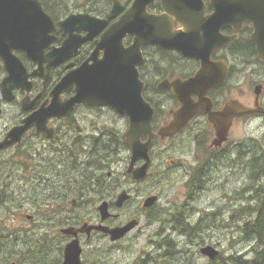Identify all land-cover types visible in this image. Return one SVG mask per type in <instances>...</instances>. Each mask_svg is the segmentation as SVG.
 I'll use <instances>...</instances> for the list:
<instances>
[{
  "label": "flooded vegetation",
  "instance_id": "obj_1",
  "mask_svg": "<svg viewBox=\"0 0 264 264\" xmlns=\"http://www.w3.org/2000/svg\"><path fill=\"white\" fill-rule=\"evenodd\" d=\"M83 1L84 4H78L75 2L74 5H71L68 0H51L49 6L57 16V20L54 21L58 28V33L56 34L55 42L51 45V47L45 50V53L47 54L51 52L52 47H62L66 38L64 37L63 30L59 27V23L65 21L72 15H88L98 21L106 22L105 28L98 35H94L93 37L90 36L88 31L75 32V35L79 36L81 39H85V41L78 46L77 51L72 53L68 59L64 60L60 65L52 70L50 80L47 83L39 77H34L31 79L32 88L29 93L27 91L22 92L21 90H17L14 92L15 99L12 101H5L0 97V109H2L0 119L6 113L7 106L12 109L13 107L20 109V114H16L12 123L6 127L5 134L1 140H4L12 129L23 126L24 120L28 116L41 109L44 105L49 107L53 100V90L66 75L72 72L73 75L76 76V74H78L83 67H85L88 72L95 71L97 67H99V71H103L107 58V52L104 51V46L102 45L103 36L113 25L123 20L125 17H128V13L134 8L136 2V0ZM114 1L118 2L121 7V12L117 17H113L111 15L115 4ZM45 2L47 4L46 0ZM212 2L213 0H202V4H191L184 3L181 0V2L178 1V3H171L170 7L172 9L180 8L187 10L190 17L200 15L201 13L198 12V10L202 11L203 7L204 9L201 16L204 21H206L215 13ZM146 15L148 17H156L160 25L171 27L172 35L173 33H188V30L184 27V25L178 22L174 12L167 13L164 10L162 0H153L147 6ZM231 16V12L225 13L219 21L220 24L216 27L207 28L205 22H203L200 23L203 24L201 27H194L190 30L199 34L202 39V45H205L204 38L206 37L215 38V40H217L211 48L204 49L202 51V58L191 55L185 56L177 49L164 50L156 44L143 45L134 53H127L128 50L135 45L139 35L128 34L124 38L122 45L126 54L123 58L116 62L120 63V65L123 62L129 64L130 72L134 74L141 84H143V97L155 111L153 127L154 133L157 134L153 140V145L150 150L151 163L149 174L151 176L147 177L144 181L135 182L132 176L128 174L126 168V172H124L123 175L124 179L137 185L149 181L148 178L154 179L157 177L159 173L153 172L155 158L158 159L159 162L164 161L166 159L165 153L170 151L169 149H172L173 143L176 140L185 137L193 139L197 145H202V139L208 140L209 146L205 144L207 147L204 150L208 153L212 152L215 156L221 155L225 150L229 153H234V149L238 156L236 159L231 160L233 161L232 164L238 167L239 162L236 161L244 158L246 159V163H242V166L240 167H246L245 169L250 172V154L254 150V145L256 144V140L250 139V125L260 122L262 124L261 127H264V58H260L257 46L253 40V37L256 34L254 24L248 20L239 22L240 19L242 20L244 15H236L238 17L237 19H232ZM134 17L137 20L136 16ZM155 29L157 31L158 27H155ZM161 30L165 31V29L162 28ZM208 32L211 33L209 36ZM210 49H212L211 52ZM14 55L21 60L23 66L29 74L38 69L39 66L30 61L24 51L15 50ZM204 60H208V64L205 66L203 63ZM44 67H47V64H45ZM199 75H203L205 78L201 88L187 91L181 88V86L196 80ZM5 76V67L0 60V83ZM174 84H176V90L178 93L184 97L187 96L186 101L190 104H201L202 109L189 123L188 127L180 134L174 138H162L158 136V132L174 120V114L181 107ZM166 87L168 89H164ZM200 95H202V98ZM77 96L78 93L76 92V86H74L71 92L62 94L61 101L62 103H66ZM26 98L29 99L30 105L33 104L31 105V109L28 111H24L22 106V103ZM239 104L249 109V114L250 111H252L256 115L251 117L250 115L242 117L236 115L239 111H237L236 108L233 109V107H236V105ZM209 107L210 111L217 114L224 113V111L230 107V112L233 114L229 127L228 139L219 147L213 146V141L217 138V133L214 126L209 121L208 112L205 111ZM116 120H125L128 123L127 118L119 116L114 110L107 106L81 101L75 105L73 111L68 116L62 119H51L49 121L48 127L55 130L52 138H48L46 134H38L36 129L33 127L26 132L22 142L10 148V150L15 151L25 147V154H29L28 157H25L26 159L24 164H22L25 179L32 184H46L51 187V191H43V193L47 194L52 201L63 202L70 197H73L72 195H74L80 187L83 189L89 188L90 184H92L94 176L84 172L83 169L89 167L93 168L96 165V169L99 168L98 171L103 170L104 165L101 164L104 163H95L93 160V156L96 153L102 151V149L108 150L111 146L128 149L125 138V134L128 129L122 134V136L117 133V139H121L119 143L116 138L112 137L115 133L110 132L109 128H103L101 126L96 127L94 125V123ZM89 121H92L93 123V126L91 124V129L83 124V122ZM80 124H82L83 127L80 126ZM105 124L107 125V123ZM239 128L242 130H248L249 132H247L244 136L246 140L236 143L234 142V139L236 134L238 132L240 133ZM106 136L111 137L107 146L105 145L107 142V140H105ZM144 141H146V139ZM123 142L124 144L126 143V145H124ZM204 142L206 143L207 141ZM35 148L38 150V157L40 159H44L46 162V167H44L43 171H40L38 174H33L35 169L32 168L30 162H27L28 160H33V153H35L34 156H36L37 150ZM161 148H164L163 151L165 152H161L159 154L160 159L159 156L155 155V151H158L159 153ZM43 153H51L52 156L45 158V156L42 155ZM167 154L168 152L166 155ZM175 161L176 160H172L171 162L175 163ZM143 164L144 163H138L137 167H141ZM207 164L209 166V163ZM205 165L206 164L199 168L200 174H197L196 177L193 176L190 182L193 193H191L192 191L190 190L191 192L188 193V198L186 197L187 199L182 203L183 205L176 208L175 214L172 217L170 216L171 221H173L172 223L174 228L177 226L175 230H178L176 231L179 235L183 234L182 236H185L190 233V202H196V194L200 195L201 192H203V177L206 173L204 172L206 169ZM80 169L82 170L81 172ZM17 172H19V169L12 168L8 175L9 177L15 176ZM112 176L113 175L111 173H108V177ZM80 179H85V181L88 182H85V185L80 186ZM131 192L132 191L127 192L131 197L129 201L133 199ZM151 197H157V201L150 209L144 208L146 212L145 215L152 213L158 209L160 205L161 196L154 195ZM147 199L148 198H146V200ZM75 204L76 201L73 200V205ZM114 207L119 209L116 206V203L113 205L109 204L111 217L106 221L102 220V216L99 213V219L97 216L92 219L82 220L81 222L78 221L73 226H69L68 228H73L76 231L77 237L64 234L63 230L66 228H61V235L66 237L67 244L65 246L76 239L80 241V246L82 248V264H84V242H91L97 237L109 239L111 242V237L109 235L95 229H92L91 232L88 233L87 230H89L90 227L104 225L111 229L121 228L127 226L132 221L138 222L139 226L140 221L137 219H133L128 223H117L116 221L121 217V215L114 211ZM122 208H120L119 211H121ZM205 215L206 214L203 215L202 219ZM148 218L154 219V215L148 216ZM29 219H31V217H29ZM156 220L159 221V218ZM175 223L179 224L176 225ZM62 224L63 222H61V225ZM181 227L183 228V233ZM82 229H84L85 232H82ZM131 233L117 243L130 238ZM169 240L172 242L166 243V246L170 244L173 248H176L177 245L178 248L177 250L169 249L172 253L167 254L172 256L175 254V256H178V259L180 257H184L187 250L179 249V246L184 243L179 239L174 240V238H171ZM154 244L161 246L158 242H154ZM34 248V244L30 245L25 264H35L33 260L36 256L43 254L40 252L42 250L33 251ZM63 263L64 255L63 260L59 259L56 261V264Z\"/></svg>",
  "mask_w": 264,
  "mask_h": 264
},
{
  "label": "rangeland",
  "instance_id": "obj_2",
  "mask_svg": "<svg viewBox=\"0 0 264 264\" xmlns=\"http://www.w3.org/2000/svg\"><path fill=\"white\" fill-rule=\"evenodd\" d=\"M68 1L71 5H74L75 2L84 4L83 0ZM6 110L0 119V140L15 115L20 114V109L17 107L12 109L7 106ZM83 124L90 129L91 124L93 126L92 121L83 122ZM94 125L109 128L110 132L115 133L112 137L116 139L117 133L122 136L129 126L125 120L99 122ZM80 126L83 127L82 124ZM261 126L260 122L250 125V139L256 140L264 151V127ZM239 131L240 133L238 132L234 139L236 143L246 140L244 136L249 132L241 128ZM110 139V136L105 138L107 141ZM202 141L203 143L200 142L202 145H197L193 139L188 137L176 140L172 149L167 151L168 154L165 153L164 161L159 162L155 158L153 172L159 173V175L153 180L137 185L123 177L129 165L130 150L108 147L109 149L103 154L104 161L102 162L104 164L97 161V153L93 156L95 163L104 165L103 170L98 171L99 168L96 169V165L93 168L83 169L84 172L94 176L90 187L84 189L80 187L72 195L73 197L63 202L52 201L47 194L43 193V191H51V187L46 184H32L25 179L22 164L25 162V157L29 156V154H25V147L15 151L9 149L1 152L0 192L3 191L5 194V202L0 206V226H2V230L6 229L12 233L20 234L21 238V241L13 247V257L9 264H20L18 257L24 258V262H26L29 247L33 244L35 245L33 251L50 252L54 261L63 260L67 243L66 237L60 233L61 228H68L78 221L97 216L99 219V206L104 202L113 205L122 191H132L133 199L126 203L121 211L114 207V211L121 215L116 222L128 223L137 219L140 221L138 228L131 233L130 238L117 244L111 243L109 239L99 237L91 242H84V264H207L209 259L203 256L200 250L208 245L218 247L223 255H243L250 260L255 259V249L259 248L261 251L263 248L257 247L254 240L250 239V235L246 234L245 223L250 216H241L237 212H240L241 208L243 210V208L248 209L256 205L255 199H252L253 191L250 190L249 193V187L264 182V175L256 176V172L252 171L251 167L252 172L247 171L246 167H240L242 163H246L244 158L236 161L239 162L238 167L232 164L231 160L238 156L234 149V153L225 150L221 155L215 156L212 152L208 153L204 150L209 146V141L204 139ZM35 149L37 150V148ZM163 149L161 148L159 153L155 151V155L159 156L161 152H165ZM36 153V156L33 153V160L27 161L35 169L33 174H38L46 167L44 159L38 157V150ZM42 155L45 158L52 156L51 153ZM171 159L176 160L175 163H172ZM204 164H206L207 170L204 171L206 174L203 177V192L200 195L196 194V202H190V222H194L199 228L196 229L197 231H193V236L191 233L182 236L183 234L179 235L175 230L171 217L175 214L176 208L182 206V203L188 198L192 176L196 177L197 174H200L199 168ZM12 168L19 169V172L15 176L9 177L8 174ZM108 173L113 176L108 177ZM79 184L83 186L85 181L80 179ZM154 195L161 196L160 205L158 209L145 215L144 202L146 198ZM244 196L245 198L248 196L250 198L247 197L248 201H250L248 202ZM73 200L76 201L75 205H73ZM204 214L206 215L202 219ZM151 215H154L156 222L148 218ZM159 215L163 219H160ZM158 217L159 221L156 220ZM149 221H152V224ZM61 222H63L62 225ZM165 237L168 240H165ZM171 238L179 239L184 243L179 246V249L187 250L184 257L178 259L175 254L173 256L167 254L171 253L169 249L177 250L178 248L176 244V248L166 246V243L171 242L169 240ZM154 242H158L161 246L155 245ZM27 245H29L28 248Z\"/></svg>",
  "mask_w": 264,
  "mask_h": 264
},
{
  "label": "water",
  "instance_id": "obj_3",
  "mask_svg": "<svg viewBox=\"0 0 264 264\" xmlns=\"http://www.w3.org/2000/svg\"><path fill=\"white\" fill-rule=\"evenodd\" d=\"M153 0H136L134 8L128 13V17L113 25L103 36L102 45L107 52L106 65L103 71L99 67L93 72H88L85 67L80 72L73 75L69 73L55 87L52 92V103L49 107L44 105L41 109L31 114L24 120V125L12 129L6 138L0 142V152L20 144L26 132L35 128L38 134H46L48 138L54 136L55 130L49 128L51 119H62L68 116L75 105L81 101L93 104H101L114 110L119 116L128 119L129 128L125 134L126 142L131 150L132 157L127 170L134 181L141 182L150 177L149 168L151 163L150 150L153 140L157 134L154 133L153 120L155 111L143 97V84L130 72L129 64L123 62L121 65L116 61L120 60L126 54L123 49L124 38L130 35H139L135 45L127 53H134L143 45L156 44L164 50L177 49L185 56L191 55L202 58V51L211 48L217 40L206 37L205 45H202V39L195 31H190L194 27H201L205 22L207 28L216 27L223 15L231 12L232 19H237L236 15H244L242 20L252 22L256 29L253 40L257 46L260 58H264V0H213L215 13L206 21L202 18L203 12L196 17H190L187 10L180 8L172 9L171 3H178L181 0H162L164 10L177 17L178 22L182 23L188 30V33H173L171 27L160 25L156 17L146 15L147 6ZM115 2V1H114ZM184 3L202 4V0H182ZM203 6V5H202ZM231 9V10H230ZM197 11V10H196ZM121 12L118 2H115L111 15L117 17ZM137 20L135 19V17ZM101 22V23H100ZM207 22V23H206ZM106 22L98 21L88 15H72L65 21L59 23L66 38L61 48L52 47L51 52L45 53V50L51 47L56 40L58 28L53 18L45 11L40 0H0V59L4 64L7 76L0 85L2 97L6 101L15 99L14 91L21 90L28 93L32 88L30 79L39 77L47 83L50 80L51 72L64 60L68 59L72 53L77 51L78 46L85 41L75 32L88 31L90 36L98 35L104 28ZM155 27H158L156 31ZM165 29V31H162ZM141 33V35H140ZM211 33L208 32V36ZM89 36V37H90ZM88 39V38H86ZM15 50H21L26 53L27 58L38 69L29 74L23 66L21 60L14 55ZM212 49H210L211 52ZM209 52V53H210ZM204 66L208 60L203 61ZM47 64V67L44 65ZM85 68V69H84ZM101 72V73H100ZM203 75H199L194 81L181 86L185 91L195 90L202 87ZM76 86L78 96L72 98L66 103H62L63 93L71 92ZM181 107L174 114V120L160 129L158 136L162 138H171L184 131L189 123L199 114L202 109L201 104H190L187 96H183L176 90ZM164 89H168L167 87ZM202 98V95H200ZM33 105V104H31ZM29 99L26 98L23 103V110L31 109ZM239 111L238 116H254L252 111L242 105L233 107ZM251 110V109H250ZM209 114V121L214 126L217 138L213 141V146L219 147L227 141L229 127L231 123V109L228 107L224 113L217 114L210 111V107L205 110ZM263 112V111H262ZM2 110L0 109V115ZM146 139V141H144ZM145 161L141 167H136L137 163ZM131 199L127 192H122L116 201V206L122 208L123 205ZM3 196L0 193V205ZM157 201V197H151L146 200L144 207L151 208ZM102 220L106 221L111 217L109 204L104 202L98 208ZM138 226V222L132 221L125 227L111 229L104 225L90 227L111 237V242L116 243L125 238ZM85 232L84 229L81 230ZM66 235L77 237L73 228L63 230ZM201 254L208 257L210 261L216 260L219 251L213 246H207L201 250ZM82 248L78 239L70 242L64 252L63 264H82Z\"/></svg>",
  "mask_w": 264,
  "mask_h": 264
},
{
  "label": "trees",
  "instance_id": "obj_4",
  "mask_svg": "<svg viewBox=\"0 0 264 264\" xmlns=\"http://www.w3.org/2000/svg\"><path fill=\"white\" fill-rule=\"evenodd\" d=\"M41 1H42V3H44V6H46L49 14H51L53 16V18L55 20H57V16L54 14V12L51 10V7L49 6V4L51 3V0H46L47 4H46L45 0H41ZM117 140L120 143L121 139L118 138ZM123 144H124V142H123ZM105 145L106 146L108 145V141L105 143ZM124 145H126V143ZM262 148L263 147L259 143H257L254 150L250 154L251 155L250 161L252 164L251 170L256 172V176L258 174L264 175V151L262 150ZM106 151L107 150H102L96 154L97 161H100V163H103L102 162V161H104L103 154L106 153ZM83 181H85V179ZM85 182L87 183L88 181H85ZM262 183L257 184V186L253 185V187L250 188V190L253 191L252 199H255V201H256L255 207H250V209L248 208L247 211H245V209L243 208V210H241L242 212L240 211V213H238V214L241 216H246V217L250 216L251 220L249 219L246 221V228H247L246 234L250 235L251 234L250 232H252V235H250V239L255 240L254 243L256 242V244H257L256 246L261 247V249L263 248V250L259 251L256 248L255 249L256 256H255V259H252V260H250V259L246 258V256H242V255H229V256H227V255L221 254L218 256V258L215 261L208 262L207 264H264V182H262ZM2 193H3V191H2ZM4 196H5V194H4ZM4 202H5V198H4ZM4 202L2 205H4ZM241 216H238V217L242 218ZM252 216H253V219L251 218ZM196 226H197V228H196ZM198 228H199L198 225H195L194 222L193 223L190 222V233H192V235H193V231L198 229ZM12 236H13V240L11 238ZM19 238H20V234L12 233L11 231L6 230V229L2 230V226H0V264H9L11 258L13 257V255L11 254L12 251H14L13 247L16 246V244H18L21 241V238L20 239ZM12 242H13V244H12ZM28 246L29 245H27L26 247L28 248ZM170 246L171 245L168 244V247H170ZM10 247H12L13 249ZM10 250H12V251H10ZM4 251H6V252H4ZM51 255H52V253L50 254V252H46V253L37 255L36 258L33 260V262L35 264H55L56 260L54 261V259L51 258ZM18 260L20 261V264H21V262H24V258L18 257ZM24 264H25V262H24Z\"/></svg>",
  "mask_w": 264,
  "mask_h": 264
},
{
  "label": "bare ground",
  "instance_id": "obj_5",
  "mask_svg": "<svg viewBox=\"0 0 264 264\" xmlns=\"http://www.w3.org/2000/svg\"><path fill=\"white\" fill-rule=\"evenodd\" d=\"M27 153H28V152H27ZM261 162H262V161H261ZM257 163H258V162H257ZM216 164H217V163H216ZM1 165H2V164H1ZM10 166H11V165H10ZM250 166H252V165H250ZM7 168H8V167H7ZM262 168H263V167H262ZM3 169H5V168H3ZM0 170H1V169H0ZM206 170H207V169H206ZM3 171H4V170H3ZM250 171H251V170H250ZM1 172H2V171H1ZM251 172H252V171H251ZM202 173H203V172H202ZM202 173H201V175H202ZM247 173H248V172H247ZM247 173H246V174H247ZM205 174H206V173H205ZM208 177H209V175H208ZM192 178H193V176H192ZM199 178H200V177H199ZM201 178H202V177H201ZM262 178H263V177H262ZM207 179H208V178H207ZM198 180H200V179H198ZM204 181L206 182V180H204ZM194 182H195V181H194ZM200 182H201V181H200ZM197 184H198V183H197ZM197 184H196V185H197ZM262 184H263V183H262ZM200 185H202V184H200ZM190 188H191V187H190ZM190 188H189V189H190ZM197 188H198V187H197ZM204 189H205V188H204ZM192 190H193V189H192ZM192 190H191V191H192ZM197 190H198V189H197ZM249 190H250V189H249ZM191 191H190V192H191ZM191 193H193V191H192ZM201 193H202V192H201ZM249 195L251 196V194H249ZM194 197H195V196H194ZM197 197H198V196H197ZM247 197H248V196H247ZM247 197H246V198H247ZM242 198H243V197H242ZM244 198H245V196H244ZM246 198H245V199H246ZM248 198H249V197H248ZM248 198H247V201H248ZM254 198H255V197H254ZM194 199H195V198H194ZM242 201H243V200H242ZM244 201H245V200H244ZM248 202H249V201H248ZM45 203H46V202H45ZM250 203H251V202H250ZM253 204H254V203H253ZM250 206H251V205H250ZM252 207H253V206H252ZM254 207H255V206H254ZM247 208H248V207H247ZM196 209H197V208H196ZM249 209H250V208H249ZM239 210H240V209H239ZM241 210H242V208H241ZM193 211H195V210H193ZM236 211H237V210H236ZM245 211H247V209H245ZM241 212H242V211H241ZM249 212H250V211H249ZM187 213H188V212H187ZM235 213H236V212H235ZM237 213H240V212H237ZM248 214H249V213H248ZM159 216H161V215H159ZM164 216H165V215H164ZM190 216H191V215H190ZM156 217H157V216H156ZM193 217H194V216H193ZM254 217H255V216H254ZM256 217H257V216H256ZM150 218H151V217H150ZM158 218H159V217H158ZM251 218L253 219V216H252ZM152 219H153V218H152ZM152 219H151V220H152ZM154 219H155V218H154ZM154 219H153V220H154ZM156 219H157V218H156ZM160 219H163L162 216H161ZM160 219H159V220H160ZM172 219H173V218H172ZM182 219H183V218H182ZM235 219H236V218H235ZM248 219H250V218H248ZM256 219H257V218H256ZM250 220H251V219H250ZM154 221H155V220H154ZM220 221H221V220H220ZM149 222H150V221H149ZM151 222H152V221H151ZM151 222H150V223H151ZM155 222H156V221H155ZM171 222H173V221H171ZM180 222H181V221H180ZM202 222H204V221H202ZM204 223H205V222H204ZM206 223H207V222H206ZM224 223H225V222H224ZM248 223H249V222H248ZM151 224H152V223H151ZM170 224H171V223H170ZM175 224H176V223H175ZM178 224H179V223H178ZM178 224H176V225H178ZM209 224H210V223H209ZM245 224H246V223H245ZM245 224H244V225H245ZM237 225H238V224H237ZM242 225H243V224H242ZM244 225H243V226H244ZM189 226H190V224H189ZM228 226H229V224H228ZM172 227H173V226H172ZM191 227H192V226H191ZM193 227H194V226H193ZM252 227H253V226H252ZM161 228H162V227H161ZM170 228H171V227H170ZM175 228H177V226H175ZM181 228H182V227H181ZM196 228H197V226H196ZM242 228H244V227H242ZM162 229H163V228H162ZM187 229H188V228H187ZM259 229H260V228H259ZM173 230H174V229H173ZM176 230H177V229H176ZM197 230H198V229H197ZM244 230H245V229H244ZM244 230H243V231H244ZM163 231H164V230H163ZM163 231H162V232H163ZM177 231H178V230H177ZM186 231H187V230H186ZM191 231H192V230H191ZM173 232H174V231H173ZM254 232H255V231H254ZM160 233H161V232H160ZM182 233H183V228H182ZM187 233H189V232H187ZM240 233H241V232H240ZM250 233H251L250 235H252V232H250ZM184 234H185V233H184ZM189 234H190V233H189ZM191 234H192V233H191ZM13 236H14V235H13ZM13 236L11 237L12 240H13ZM160 236H161V235H160ZM192 236H193V235H192ZM37 237H38V236H37ZM187 237H188V236H187ZM190 237H191V235H190ZM15 238H16V237H15ZM169 238H170V237H169ZM248 238H249V237H248ZM19 239H20V238H19ZM37 239H38V238H37ZM163 239H164V238H163ZM220 239H221V238H220ZM5 240H6V239H5ZM165 240H168V239H166V237H165ZM221 240H222V239H221ZM6 241H7V240H6ZM9 241H10V240H9ZM24 241H25V240H24ZM39 241H40V240H39ZM251 241H252V240H251ZM254 241H255V240H254ZM171 242H172V241H171ZM1 243H2V242H1ZM7 243H8V242H7ZM173 243H174V241H173ZM255 243H256V242H255ZM259 243H260V242H259ZM2 244H3V243H2ZM12 244H13V242H12ZM174 244H175V243H174ZM9 246H10V245H9ZM258 246H259V245H258ZM165 247H166V246H165ZM10 248H12V247H10ZM217 248H218V247H217ZM260 248H261V247H260ZM12 249H13V248H12ZM7 250H8V249H7ZM15 250H16V249H15ZM257 250H259V248H257ZM10 251H12V250H10ZM4 252H6V251H4ZM4 252H3V253H4ZM163 252H164V251H163ZM11 254H12V253H11ZM166 255H167V254H166ZM242 256H243V255H242ZM8 257H9V256H8ZM221 257H222V256H221ZM159 258H160V257H159ZM219 259H220V258H219ZM150 261H151V260H150ZM148 262H149V261H148Z\"/></svg>",
  "mask_w": 264,
  "mask_h": 264
}]
</instances>
